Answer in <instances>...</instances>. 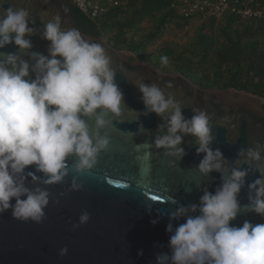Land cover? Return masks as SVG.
I'll return each instance as SVG.
<instances>
[{
    "label": "clouds",
    "instance_id": "clouds-1",
    "mask_svg": "<svg viewBox=\"0 0 264 264\" xmlns=\"http://www.w3.org/2000/svg\"><path fill=\"white\" fill-rule=\"evenodd\" d=\"M30 24L34 21L26 8L0 4V49L9 44L17 49L0 52V213L11 209L14 219L39 223L50 196L39 185L62 183L70 169L80 174L96 165L110 143L107 134H101L111 123L105 117L121 116L124 94L102 44L86 40L75 28L62 31L57 15L43 23L39 34L49 42L47 55L34 52L26 38L36 34ZM161 60L167 63V57ZM134 86L141 93L145 114L155 113L162 121L153 146L181 159L185 152L178 145L183 136H192L196 153L204 154L196 170L202 176L218 172L221 179L214 192L202 189L198 204L181 205L170 197L176 207L168 213L165 229L171 234L169 253L156 254L155 264H264V224L247 220L240 227L230 224L241 213L264 217V144L239 149L236 166L229 169L220 149L210 147L215 137L205 111L193 108L191 118H185L171 92L143 81ZM171 87L170 82L165 84ZM138 131L145 129L141 126ZM70 157H75L71 166ZM28 166L34 171H26ZM249 173L259 175L247 184L248 202L242 205L238 196ZM28 182L34 187H27ZM81 187L73 176L71 190ZM181 218L185 222L174 228L171 221ZM88 220L86 211L78 217L79 225ZM66 253L67 248L60 249L61 256Z\"/></svg>",
    "mask_w": 264,
    "mask_h": 264
},
{
    "label": "water",
    "instance_id": "water-1",
    "mask_svg": "<svg viewBox=\"0 0 264 264\" xmlns=\"http://www.w3.org/2000/svg\"><path fill=\"white\" fill-rule=\"evenodd\" d=\"M0 4L29 11V20L34 21L29 26L36 28V34L26 38L34 52L47 55L49 42L39 34L43 23L54 16L60 17L62 31L79 30L67 9L75 6L72 0H0ZM79 32L86 40L102 44L111 57L115 82L124 94L121 116L105 117L111 123L101 134H107L110 143L92 169L80 174L70 169L62 183L39 185L50 193L41 222L14 219L11 209L0 213V264H155L156 254L169 253L171 234L165 229L170 222L168 213L176 207L170 197L181 205L198 204L202 189L214 192L221 179L218 172L202 176L196 170L204 154L196 153L198 146L192 136H183L178 145L185 152L181 159L166 156L153 146L162 121L155 113L145 114L141 93L134 86L139 81L171 92L181 103L185 118H191L193 108L205 111L215 137L210 147L220 149L229 169L236 166L239 149L264 144V98L234 89L202 88L184 74L165 72L150 60L113 47L103 35ZM16 51L13 44L0 49ZM21 55L28 58L27 53ZM168 82L171 88H165ZM88 123L91 127L93 120ZM141 126L143 133L138 131ZM261 156L264 166V152ZM74 160L69 158V166ZM26 171H34V166ZM258 175L246 177L238 196L242 205L248 202L247 184ZM73 176L82 185L80 190H71ZM26 186L34 187L30 182ZM152 196L159 201H153ZM84 211L89 220L79 225L78 217ZM153 220L158 222L153 224ZM245 220L264 224V217L250 212L239 214L230 224L240 227ZM184 222V218L171 221L174 228ZM74 224L78 226L73 228ZM62 248H67L66 255L59 254ZM138 250L143 251L142 256L137 255Z\"/></svg>",
    "mask_w": 264,
    "mask_h": 264
},
{
    "label": "trees",
    "instance_id": "trees-1",
    "mask_svg": "<svg viewBox=\"0 0 264 264\" xmlns=\"http://www.w3.org/2000/svg\"><path fill=\"white\" fill-rule=\"evenodd\" d=\"M101 1L108 9L96 18L67 7L80 31L103 35L113 47L150 60L165 72L184 74L202 88L234 89L264 98V0L258 2L260 18L241 20L227 12L218 21L181 18L171 6L179 0ZM189 28L192 34L186 32ZM169 30L184 33L179 43L161 41ZM161 57H167L166 64Z\"/></svg>",
    "mask_w": 264,
    "mask_h": 264
},
{
    "label": "built area",
    "instance_id": "built-area-1",
    "mask_svg": "<svg viewBox=\"0 0 264 264\" xmlns=\"http://www.w3.org/2000/svg\"><path fill=\"white\" fill-rule=\"evenodd\" d=\"M75 7L92 18L103 15L108 6L101 0H72ZM259 0H179L172 3L177 14L188 21L220 20L231 12L241 20L260 18L263 14ZM116 6V2H110Z\"/></svg>",
    "mask_w": 264,
    "mask_h": 264
},
{
    "label": "rangeland",
    "instance_id": "rangeland-1",
    "mask_svg": "<svg viewBox=\"0 0 264 264\" xmlns=\"http://www.w3.org/2000/svg\"><path fill=\"white\" fill-rule=\"evenodd\" d=\"M193 29L189 28L186 32L188 34H192ZM182 36H184V33L182 34L180 31L179 32H174L172 30H169L168 33L164 36V38L161 40L162 42H171L172 44L179 43ZM161 43H157L156 46L160 47Z\"/></svg>",
    "mask_w": 264,
    "mask_h": 264
},
{
    "label": "snow or ice",
    "instance_id": "snow-or-ice-1",
    "mask_svg": "<svg viewBox=\"0 0 264 264\" xmlns=\"http://www.w3.org/2000/svg\"><path fill=\"white\" fill-rule=\"evenodd\" d=\"M151 199H152L153 201H157V202H158L160 198L157 197V196H152Z\"/></svg>",
    "mask_w": 264,
    "mask_h": 264
}]
</instances>
